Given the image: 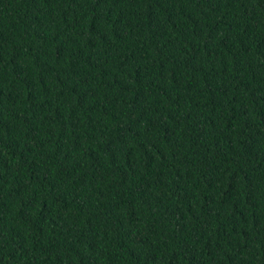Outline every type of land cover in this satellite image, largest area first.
Segmentation results:
<instances>
[{
	"label": "trees",
	"instance_id": "16d2710c",
	"mask_svg": "<svg viewBox=\"0 0 264 264\" xmlns=\"http://www.w3.org/2000/svg\"><path fill=\"white\" fill-rule=\"evenodd\" d=\"M0 264H264V0H0Z\"/></svg>",
	"mask_w": 264,
	"mask_h": 264
}]
</instances>
